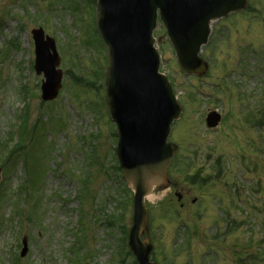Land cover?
<instances>
[{"label":"rangeland","instance_id":"1","mask_svg":"<svg viewBox=\"0 0 264 264\" xmlns=\"http://www.w3.org/2000/svg\"><path fill=\"white\" fill-rule=\"evenodd\" d=\"M95 19L93 0H0V152L12 145L10 137L17 141L23 120L33 134L27 160L20 155L0 170V264L125 258L119 226L128 232L132 193L115 169V126L100 88L107 56ZM38 27L56 43L64 73L48 105L40 100L42 77L33 72L30 31ZM155 37L160 70L183 114L169 138L178 146L168 169L171 187L146 200L151 258L264 264V0H249L244 12L214 24L202 51L209 65L202 79L180 72L161 28ZM211 110L222 119L215 130L205 126ZM27 180V193H18ZM110 219L115 227L106 225ZM23 237L28 251L21 258Z\"/></svg>","mask_w":264,"mask_h":264},{"label":"water","instance_id":"2","mask_svg":"<svg viewBox=\"0 0 264 264\" xmlns=\"http://www.w3.org/2000/svg\"><path fill=\"white\" fill-rule=\"evenodd\" d=\"M248 0H98L97 28L107 47L109 66L105 79L106 103L117 126V158L124 180L134 192L132 227L128 246L137 264L149 262L148 215L144 199L155 188L168 186L167 168L177 147L167 143L170 125L180 117L170 85L158 74L159 56L153 31L157 16L174 48L181 70L201 76L207 69L198 58L207 43L211 25L246 8ZM35 72L44 74L42 99L53 100L61 87L59 60L47 57L54 44H42V32L34 31ZM219 117L209 114L207 125ZM146 235L141 241L140 237ZM26 246H24V252Z\"/></svg>","mask_w":264,"mask_h":264},{"label":"bare ground","instance_id":"3","mask_svg":"<svg viewBox=\"0 0 264 264\" xmlns=\"http://www.w3.org/2000/svg\"><path fill=\"white\" fill-rule=\"evenodd\" d=\"M148 199H151V197H149Z\"/></svg>","mask_w":264,"mask_h":264},{"label":"trees","instance_id":"4","mask_svg":"<svg viewBox=\"0 0 264 264\" xmlns=\"http://www.w3.org/2000/svg\"><path fill=\"white\" fill-rule=\"evenodd\" d=\"M18 147V146H17Z\"/></svg>","mask_w":264,"mask_h":264}]
</instances>
